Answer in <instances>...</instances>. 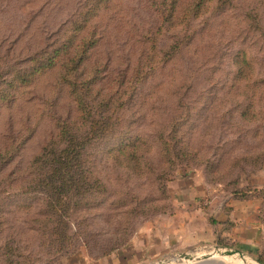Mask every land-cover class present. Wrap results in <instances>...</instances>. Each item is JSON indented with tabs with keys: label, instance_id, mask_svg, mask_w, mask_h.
<instances>
[{
	"label": "rangeland",
	"instance_id": "obj_1",
	"mask_svg": "<svg viewBox=\"0 0 264 264\" xmlns=\"http://www.w3.org/2000/svg\"><path fill=\"white\" fill-rule=\"evenodd\" d=\"M58 46L60 63L43 70ZM66 59L90 105L111 93L114 105L96 116L108 128L83 156L102 189L64 213L33 163L59 122L80 115L62 81ZM0 154V264H115L133 247L138 257L117 264H189L179 255L215 245L259 262L264 192L252 199L261 231L247 245L218 233L135 241L174 232L175 189L188 182L204 193L202 210L263 191L264 0H0Z\"/></svg>",
	"mask_w": 264,
	"mask_h": 264
},
{
	"label": "trees",
	"instance_id": "obj_2",
	"mask_svg": "<svg viewBox=\"0 0 264 264\" xmlns=\"http://www.w3.org/2000/svg\"><path fill=\"white\" fill-rule=\"evenodd\" d=\"M63 47H56L51 56L48 57L46 63L42 66L44 70H54L60 63ZM76 63H82V58L73 60ZM56 62H59L56 64ZM68 60L61 64L66 73L63 83L70 88L72 95H75V102L79 111V117L76 121L64 120L59 122L57 126V136L47 145L42 153L35 159L34 165L43 168L46 171L38 177L37 181L41 183L43 189L51 194L50 203H54L53 207H60L65 213L69 207L68 204L77 196L88 195L93 192H99L102 184L96 176H93L91 163L87 167L83 156L86 154L85 148L91 141L98 139L104 134L108 128V123L102 119H96L97 115L104 114L108 107L114 105V97L112 93L107 97H102L101 103L90 105L84 98L85 83H74V74H71V68L67 69ZM114 82H111V84ZM76 84V85H75ZM129 85L131 83L129 82ZM111 87V86H110ZM109 87V89H110ZM88 90V89H87ZM117 96V90L114 92ZM80 96H79V95ZM93 101V100H92ZM118 107H122L123 101L119 98L115 101ZM104 104V105H102ZM105 107L104 111H101ZM109 111V110H108ZM110 117L106 116V120ZM2 155V154H0ZM3 156V155H2ZM0 158H2L0 156ZM12 159V157H10ZM88 162L89 159H87ZM95 175V174H94ZM245 192L233 194V200L248 201L252 200L259 194L264 192ZM264 204V197H261ZM261 210V208H260ZM264 249L258 255V260L264 264Z\"/></svg>",
	"mask_w": 264,
	"mask_h": 264
},
{
	"label": "crops",
	"instance_id": "obj_3",
	"mask_svg": "<svg viewBox=\"0 0 264 264\" xmlns=\"http://www.w3.org/2000/svg\"><path fill=\"white\" fill-rule=\"evenodd\" d=\"M180 182L185 183L184 181ZM181 183H178V186L182 185ZM186 185L183 188L178 187L175 189L176 199L180 202L178 208H180L183 214L182 216H177L176 223L174 218H168L170 225L172 223L174 225V232L170 234H159L157 237L161 241L157 242L155 241L154 234H152L154 232L147 231L148 234H146L145 240L140 239L135 242L139 245L146 244L145 246L159 243L165 244V242L169 243L171 242L170 240L176 239H178V242H214L217 240L218 233L219 239L224 242L233 241L239 245H247L258 237L261 231V223L257 214L260 204L259 198L251 201L230 199L226 203L225 201L215 202L213 199L211 209L209 206L206 210L203 209V211L199 201L202 200L204 193L199 191L196 184L192 185V183L188 182ZM188 211H191L192 215ZM207 212L211 214V217L214 216L215 220L212 221H216L218 231L209 222ZM137 254V251L133 247L130 252H124L120 256H113L112 259L115 264L124 258L133 261L138 257Z\"/></svg>",
	"mask_w": 264,
	"mask_h": 264
},
{
	"label": "water",
	"instance_id": "obj_4",
	"mask_svg": "<svg viewBox=\"0 0 264 264\" xmlns=\"http://www.w3.org/2000/svg\"><path fill=\"white\" fill-rule=\"evenodd\" d=\"M180 260L188 262L189 264H260L258 261L251 259L244 252L227 248L220 245H215L212 252L201 255L182 253L179 255ZM219 260L224 263L218 262Z\"/></svg>",
	"mask_w": 264,
	"mask_h": 264
},
{
	"label": "bare ground",
	"instance_id": "obj_5",
	"mask_svg": "<svg viewBox=\"0 0 264 264\" xmlns=\"http://www.w3.org/2000/svg\"><path fill=\"white\" fill-rule=\"evenodd\" d=\"M218 262L224 263V262H222V260H219Z\"/></svg>",
	"mask_w": 264,
	"mask_h": 264
}]
</instances>
